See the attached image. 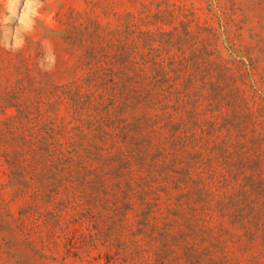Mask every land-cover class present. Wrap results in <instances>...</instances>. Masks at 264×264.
Returning <instances> with one entry per match:
<instances>
[{"label": "trees", "instance_id": "1", "mask_svg": "<svg viewBox=\"0 0 264 264\" xmlns=\"http://www.w3.org/2000/svg\"><path fill=\"white\" fill-rule=\"evenodd\" d=\"M154 35L145 48L195 39L187 26ZM196 59H142L63 84L22 67L0 93V183L64 198L68 250L79 241L72 226L89 221L105 264H264V108L232 105L241 88L215 98L198 89ZM203 65L204 79L212 65L228 70L222 59ZM8 108L16 115L1 118ZM29 214L9 217L31 241ZM49 214L52 241L63 223Z\"/></svg>", "mask_w": 264, "mask_h": 264}, {"label": "rangeland", "instance_id": "2", "mask_svg": "<svg viewBox=\"0 0 264 264\" xmlns=\"http://www.w3.org/2000/svg\"><path fill=\"white\" fill-rule=\"evenodd\" d=\"M184 26L195 39L181 51L179 46L163 49L161 42L145 48L148 33L159 41L161 34L182 32ZM193 55L198 89L228 95L241 88L243 98L233 97L232 105L264 108V0H0V93L15 85L22 67L24 72L28 67L35 74L49 73L63 84L90 72H128L132 62L142 59L161 62ZM203 58L222 59L228 70L221 73L212 65L204 79ZM219 73L225 75L221 81L216 78ZM13 115L15 108H8L1 118ZM5 179L0 171V181ZM35 189L0 183V264H105L109 250L99 243L91 246V223L72 226L79 241L68 250L65 223L70 215L59 212L65 199L35 197ZM26 207L31 241L9 217L19 218ZM54 212L63 227L58 226L49 241L47 223L56 225L49 214Z\"/></svg>", "mask_w": 264, "mask_h": 264}]
</instances>
